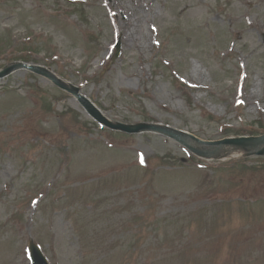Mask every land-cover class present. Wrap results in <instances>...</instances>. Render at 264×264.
Wrapping results in <instances>:
<instances>
[{"label": "rangeland", "instance_id": "obj_1", "mask_svg": "<svg viewBox=\"0 0 264 264\" xmlns=\"http://www.w3.org/2000/svg\"><path fill=\"white\" fill-rule=\"evenodd\" d=\"M27 65L115 124L264 135V0H0V264H264V155L111 130Z\"/></svg>", "mask_w": 264, "mask_h": 264}, {"label": "water", "instance_id": "obj_2", "mask_svg": "<svg viewBox=\"0 0 264 264\" xmlns=\"http://www.w3.org/2000/svg\"><path fill=\"white\" fill-rule=\"evenodd\" d=\"M119 47V46H118ZM34 71L43 74L53 80L54 83L61 88L78 95L80 102L89 112V114L100 123L106 125L113 130H120L129 134H137L141 132H158L173 140L183 144L190 149L196 155L207 159H221L228 156L226 149H241L249 155H264V135L260 136H240L229 137L222 140L210 141L203 140L188 131L179 130L170 126H164L161 124H138V125H126L123 123H112L85 97L79 95L77 88H68L60 79H58L50 71L41 70L38 67L32 68ZM189 139L195 140L198 145H192ZM30 249L32 251V259L34 264H48L43 253L39 247L31 242Z\"/></svg>", "mask_w": 264, "mask_h": 264}, {"label": "bare ground", "instance_id": "obj_3", "mask_svg": "<svg viewBox=\"0 0 264 264\" xmlns=\"http://www.w3.org/2000/svg\"><path fill=\"white\" fill-rule=\"evenodd\" d=\"M123 25V30H125V33H124V39L125 41H128L132 44L135 43V33L133 32V30H131V27H132V24H131V20L129 17H124L123 20H122V23ZM239 33V32H238ZM189 142L192 144V145H198V143L193 140V139H189ZM228 151V155H232L234 153H240V152H243L241 149H234V150H229V149H226Z\"/></svg>", "mask_w": 264, "mask_h": 264}]
</instances>
